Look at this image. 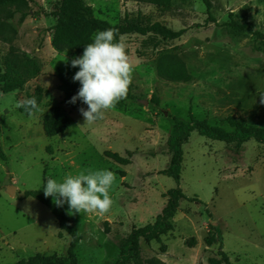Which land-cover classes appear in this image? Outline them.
I'll return each mask as SVG.
<instances>
[{
  "label": "rangeland",
  "instance_id": "obj_1",
  "mask_svg": "<svg viewBox=\"0 0 264 264\" xmlns=\"http://www.w3.org/2000/svg\"><path fill=\"white\" fill-rule=\"evenodd\" d=\"M33 1L0 6V148L6 157L0 160V264L37 255L66 257L70 237L24 193L39 191L49 177L62 180L98 169L115 173L110 210L70 214L67 203L61 206L81 239L78 264H116L131 232L152 225L167 204V192L177 188L185 200L173 231L158 242L140 241L142 264H208L220 251L232 264H264L263 145L238 147L193 133L182 144L179 186L162 174L171 161L174 121L188 125L189 111L226 132L228 118L264 129V0H207L215 23L208 21L203 0H83L97 20L111 26L141 22L187 30L175 41L125 36L134 66L129 91L136 100L117 103L92 124H84L79 111L87 105L71 111L59 91L62 80L81 87L71 61L82 56L52 46L61 0ZM181 65L189 83L158 76V66ZM33 97L40 110L26 115L17 104ZM53 112L63 114L68 125L50 139L43 123ZM107 153L129 166L107 159ZM210 235L215 243L209 248Z\"/></svg>",
  "mask_w": 264,
  "mask_h": 264
},
{
  "label": "trees",
  "instance_id": "obj_2",
  "mask_svg": "<svg viewBox=\"0 0 264 264\" xmlns=\"http://www.w3.org/2000/svg\"><path fill=\"white\" fill-rule=\"evenodd\" d=\"M16 1L17 0H0V6L5 7L14 5ZM24 1L30 3L34 2L33 0ZM203 3L207 9L208 21L215 23V20L211 15L210 4L207 0H203ZM55 18L57 19V23L52 28V46L58 51L66 50L75 52L79 55H83L85 46L92 42V36L95 32L105 30L109 27L118 29L117 39L120 34L124 36L137 35L141 37L154 35L166 40L175 41L182 38L187 33V30L173 32L158 23L149 26H144L141 22L136 25L125 23L120 26H111L105 21L97 20L94 17L93 10L86 6L83 0H61L60 9L55 15ZM77 21L83 23L82 28L78 29L75 26V22ZM157 70L158 76L161 79L172 83H189L191 81V77L183 65L177 70H165L160 66H158ZM79 89V86L65 80L61 81L59 91L63 95V104L71 111H75L81 104H83V102L79 100L74 104L69 103L71 98L78 93ZM135 100L136 98L129 91L127 97L120 102ZM26 115L28 114L26 113ZM189 120L190 123L188 125L178 120L174 121L173 133L168 140L171 161L168 169L162 173L165 177L174 180L178 186L180 184L183 164L182 144L193 133L216 143L229 145L236 144L240 147L253 141L264 146V129L247 128L234 118H228L226 121L230 132H226L220 128L210 127L206 121L196 120L192 116L191 111H189ZM67 125L68 119L63 114L53 112L44 120V135L50 139L62 135L65 132ZM105 157L121 166H129L130 164L129 161L120 158L116 154L107 153ZM0 160L6 162V157L1 148ZM121 177L124 178V174H121ZM45 183L46 182L44 181V184ZM23 198L32 199L44 206L54 217L60 231L66 233L70 237L71 242L66 257H42L37 255L17 264H78L75 251L81 239L77 230L69 226L64 209L61 206L55 205L51 197H46L43 188L36 192H25ZM166 199L167 204L164 210L152 225L138 230L134 229L131 232L116 264H142L139 254L140 241H144L146 244L158 242L162 237L173 231L172 221L179 211L181 201L185 200V196L182 191L177 188L168 191ZM191 201L197 202V200ZM214 243L215 237L213 235H210L205 240V244L209 248L212 247ZM218 258L219 259L208 260V264H232L228 256L222 251L218 253Z\"/></svg>",
  "mask_w": 264,
  "mask_h": 264
},
{
  "label": "clouds",
  "instance_id": "obj_3",
  "mask_svg": "<svg viewBox=\"0 0 264 264\" xmlns=\"http://www.w3.org/2000/svg\"><path fill=\"white\" fill-rule=\"evenodd\" d=\"M118 29L109 27L97 31L92 42L84 48L82 56L72 59L71 66L79 68L73 77L81 87L69 103L78 100L87 105L79 111L84 124L102 120L105 112L114 109L125 99L132 83L134 66L127 52V42ZM264 103V96H261ZM28 115L39 111L35 97L18 102ZM83 124V125H84ZM115 173L108 169L83 170L68 173L62 180L49 177L44 184L46 197H52L57 206L69 205V213L106 214L113 204L110 190L115 182Z\"/></svg>",
  "mask_w": 264,
  "mask_h": 264
},
{
  "label": "water",
  "instance_id": "obj_4",
  "mask_svg": "<svg viewBox=\"0 0 264 264\" xmlns=\"http://www.w3.org/2000/svg\"><path fill=\"white\" fill-rule=\"evenodd\" d=\"M143 104H144L145 106H148V103H147V102H143ZM164 116H167V114L164 113Z\"/></svg>",
  "mask_w": 264,
  "mask_h": 264
}]
</instances>
